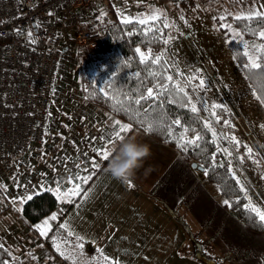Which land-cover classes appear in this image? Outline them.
Instances as JSON below:
<instances>
[{
  "label": "crops",
  "instance_id": "obj_1",
  "mask_svg": "<svg viewBox=\"0 0 264 264\" xmlns=\"http://www.w3.org/2000/svg\"><path fill=\"white\" fill-rule=\"evenodd\" d=\"M106 1L114 5L120 2ZM261 5L264 0H256L252 10ZM94 14V18L100 19V12ZM68 57L63 55V64L55 79L51 127L57 112H63L66 94L72 90L66 64L71 62ZM78 90L82 94L81 85L76 92ZM80 106L84 107H79L78 113L82 124L89 123L90 114L95 117L101 113L112 121V126L114 121H119L90 102ZM131 136H135L137 143L147 144L150 150L130 179L132 186L113 179L104 171L108 162L99 159L94 151L101 143L95 145V140L83 145V141L79 145V159L73 164L79 163L76 168L82 176L91 174L92 178L83 185L87 199H82V192L71 203L60 201V207L53 213L58 219L50 221L49 238L40 236L23 221L19 201L53 188V181L44 179L43 188L38 185L40 190H36L34 181L20 183L18 176L14 175L13 180L0 172V185L7 189L0 187V243L10 249L17 264H106L101 251L120 264H264V233L247 228L224 205L218 188L205 179L203 170L194 168L178 150L140 129L133 130L127 137ZM117 144H112L111 148ZM24 156L27 155L15 158L16 173L24 167ZM94 161L98 163L97 168L90 166L89 172L82 171L85 164L91 165ZM63 176L56 182L63 181ZM257 207L264 210L261 204ZM60 224L67 225L83 238L82 250L75 247L79 241L69 237ZM63 238L70 242L65 248L71 259L60 256L53 245V240ZM54 253L56 256L52 258Z\"/></svg>",
  "mask_w": 264,
  "mask_h": 264
},
{
  "label": "rangeland",
  "instance_id": "obj_2",
  "mask_svg": "<svg viewBox=\"0 0 264 264\" xmlns=\"http://www.w3.org/2000/svg\"><path fill=\"white\" fill-rule=\"evenodd\" d=\"M115 1L120 2L114 5L106 0H96L87 11L88 16L94 18V13L106 12L110 15L100 16V19L116 21L120 20L117 15L120 10L131 17H139L156 9V4L159 5L157 9L166 13L167 20L173 27L167 28L165 37L167 39L170 33L173 38L162 49L161 54L163 53L170 68L169 74L174 76V82H178L188 92L204 122H211L212 129L217 134L214 139L221 151L227 149L231 153L227 155L222 151L225 162L245 189L247 198L254 205L261 204L264 207V105L253 95V86L230 47V41L234 40L245 52L241 37H234L232 32L220 27L221 23L230 24L235 31L240 32L233 25L231 15L225 21H221L220 17L225 11L232 14L250 12L256 0H193L189 5H175L171 2L161 4L158 0ZM137 9L140 10L136 12ZM242 40L249 45L247 51L257 57V51L252 45H261V39L251 40L242 35ZM80 49L82 48L75 46L72 41L64 47L63 55H69L67 59L71 61L66 64L69 65V88L72 90L66 94L62 103L63 112H57L52 127L49 122L43 144L24 154L27 156L23 157L25 162L20 172L17 170L16 173V164L14 165V175L19 177V182L29 184L34 181L36 190H40L38 185L43 188L45 180L53 181L54 189L57 186L55 184L59 183L56 182L58 177L63 175V181L60 182L62 188L70 187L68 178L78 172L76 167L79 163H73L79 159V145L83 141V145H89L95 140V145L103 144L113 130L112 121L105 118L103 113L95 117L88 114L92 117L88 119L89 123L82 124V118L78 119L79 107L84 109L80 104L87 101L79 90L76 92L80 88ZM191 76L196 79L188 83L187 78ZM200 79L205 82L204 89L199 87ZM213 104L219 105L214 110L216 117L211 115ZM74 107L78 110H74ZM217 119L219 123L216 122ZM226 121L231 127L225 125ZM232 137L239 140L240 144L237 145ZM245 145L252 149L251 158ZM55 256L54 253L52 258Z\"/></svg>",
  "mask_w": 264,
  "mask_h": 264
},
{
  "label": "trees",
  "instance_id": "obj_3",
  "mask_svg": "<svg viewBox=\"0 0 264 264\" xmlns=\"http://www.w3.org/2000/svg\"><path fill=\"white\" fill-rule=\"evenodd\" d=\"M158 1L161 4L171 2L175 5H189L193 0ZM233 25L248 39L256 40L258 38L253 33L264 30V19L254 18L240 21L234 19ZM160 27H163V18ZM166 30L163 29V38L160 37L159 32L149 33L146 36L139 25H125L121 23V20H116L103 36L104 43L113 48L110 55H93L86 49L79 50V82L82 94L88 102L117 120L130 125L131 131L127 136L136 129L143 131L137 121L130 118L131 114L138 109L135 104H129V101L139 97L141 93L146 94L147 88H155L158 83L167 84L168 82L161 77L170 75V68L164 58L159 65L152 64L150 61L140 63L136 49L139 48L146 54L150 50L153 57L161 55L162 49L166 46L163 43V39H166ZM261 44H264V40H261ZM230 47L256 95H264V75H254L248 72L246 68L248 57L244 55L243 50L234 40L230 41ZM257 57L264 64V53L257 52ZM152 73H156V75L153 76ZM168 100H172L173 103H168ZM121 101L129 109L127 112L119 110ZM114 106L116 110H113ZM190 109L191 105L187 103V98L183 93L177 92L171 84H168L167 92H164L156 100L146 101L139 106V111L143 113L139 118L147 117L157 121L163 119L166 124L178 119L183 127L189 129L187 133L189 139H191V134L194 136L199 134L202 137L198 142L199 146H188L186 150L178 148L175 142H166L164 134H151V136L178 150L188 163L196 162L202 166L205 179L216 185L219 195L224 201H229L231 206H227L225 203L224 205L247 228L264 233V227L259 226L255 214L248 210V198L245 192L240 190L241 185L237 183V178L225 162L217 142H212L214 140L212 133L204 128L205 122L201 114L197 111L192 112ZM192 129H195V132ZM174 131L179 134L181 129L174 128ZM108 161L106 160L105 163ZM59 207L60 200H57L56 195L45 190L34 194L32 199L22 203L20 213L23 221L32 227L33 231H36L35 226L44 218L52 215ZM0 262L17 264L10 249L5 246L0 248Z\"/></svg>",
  "mask_w": 264,
  "mask_h": 264
},
{
  "label": "built area",
  "instance_id": "obj_4",
  "mask_svg": "<svg viewBox=\"0 0 264 264\" xmlns=\"http://www.w3.org/2000/svg\"><path fill=\"white\" fill-rule=\"evenodd\" d=\"M95 1L0 0V172L7 177L17 156L46 139L65 45L112 53L103 36L113 21L87 14Z\"/></svg>",
  "mask_w": 264,
  "mask_h": 264
},
{
  "label": "snow or ice",
  "instance_id": "obj_5",
  "mask_svg": "<svg viewBox=\"0 0 264 264\" xmlns=\"http://www.w3.org/2000/svg\"><path fill=\"white\" fill-rule=\"evenodd\" d=\"M138 2H143V0H138ZM261 9H264V5H261L260 8L253 9L247 13L241 12L239 14H232V13H228L227 11H225V14L220 17V20L221 21L227 20L229 15H231L232 18L237 20V21L252 20L254 18L264 19V11H262ZM48 14L52 15V13H48ZM100 15H101V17H104L107 15V13L101 12ZM117 15H118V17H120L121 23H123L125 25H128V24L139 25L141 27V31L146 36L149 33L159 32L160 37L163 38V36H164L163 29L173 27V25L169 24V22L167 20L166 13H164L160 9H152L149 13L141 14L139 17H131L129 15H126L124 11H120V10L117 11ZM162 18H163V27L161 28L160 22H161ZM181 19H183V17H181ZM220 27L224 28L226 31L232 32L234 37H241V43H243V46L245 48L244 55L248 57V63L246 65L248 72L252 73L254 75L255 74L264 75V64H262L260 62L258 57H254L253 55H251L249 53V51H247V49L249 48V45L242 40L243 34L241 32L235 31V29H233L230 24L221 23ZM28 35H29L30 42H31V32H29ZM253 35L257 36L258 39L264 40V30L259 31L258 33L254 32ZM172 38L173 37L169 33L168 38L163 39V43L167 44L169 42V40H171ZM252 47L257 52L264 53V44H261V45L253 44ZM136 52L140 57V61H139L140 63H146V62L150 61L152 64L159 65L163 59V53L161 55L153 57L150 50L146 54L145 52H142L141 49L137 48ZM152 75L155 76L156 73H152ZM161 78L163 80L167 81L168 83L167 84H159L158 83L155 86V88H152V87L147 88L146 94L141 93L139 95V97L129 101V104H135L137 106V109H138L136 112L131 114L130 118L137 121V123L139 124V127L143 129V131L146 135L164 134L166 136V142H175L176 146L178 148H180L181 150H186L188 146L198 147L199 146L198 142L202 139V137L199 134H196L193 138L189 139L187 137V133H188L189 129L186 127H183L181 125V122L178 119L173 120L170 124H166L163 119L157 121L154 119H149L147 117H144L142 119L139 118L143 115V113H141L139 111V106L142 105V103H144L146 101H149V100L154 101L160 95H162L164 92H167L168 91V84H171L172 87L177 92L183 93V95L187 98V103L191 105L190 110L192 112H196L198 110L196 105L192 104V100H191V97L188 95V92L183 87H181L178 82H174V76L167 75V76H162ZM195 79H196L195 76L188 77L187 82L191 83V81L195 80ZM199 87L201 89H204L205 82L203 79L199 80ZM253 95L256 97L257 100L260 101V103L262 105H264V95H256L255 92L253 93ZM168 103H173V101L168 100ZM218 107H219V105H215V104L212 105L213 111H212L211 115L213 117H216L217 114L214 110ZM113 110H116L115 106H114ZM119 110L127 112L129 109L126 108L124 106V103L121 101V102H119ZM216 122L219 123V120L217 119ZM225 125L228 127H231V125L228 124L227 121L225 122ZM262 127H264V125H262ZM174 128H180L181 129L179 134H177L174 131ZM204 128L207 129L209 132H211L213 137H216L217 134L215 131H213L212 126H211V122L206 121L204 124ZM129 131H131L130 125L121 124L119 121H114L112 133L106 137L104 143L100 145V148L94 149V151L97 154V157L101 160H109L111 157V151L110 150H111L112 144H114L116 142L123 141L125 138H127V134ZM192 131L195 132V129H192ZM231 139L233 141H235V143L237 145L240 144V141L237 140L235 137H232ZM212 142L216 143V140L214 139ZM245 148L247 149V154H248L249 158H251L252 157V149L247 148L246 145H245ZM222 151L227 155H231V153H229L227 149H222ZM213 159H215V158L213 157ZM241 159H243V158L241 157ZM90 166L92 168H97L98 163L94 161V162H92L91 165L85 164L82 168V171L87 172ZM221 166H223V165H221ZM205 174H207V173H205ZM91 178L92 177H91L90 173L82 176L80 174V172H76L74 175H71L68 178V183L71 185L70 187L62 188V185L60 183H58L54 189L48 188L46 190L53 192V194L56 195L57 200H60L61 202H65V203L73 202V198L80 196L82 192L84 193L82 199H87L88 194H87V191L83 188V185L87 184ZM237 183L239 184L240 181L237 180ZM126 184H128V186H132L130 180L127 181ZM0 187H3L5 191L7 190L6 186L0 185ZM240 190L245 191L243 186H241ZM30 199H32V196L27 195L24 200H21L19 202L24 203V202H26V200H30ZM248 199H249L248 210L255 214V217L257 218V220L259 222V226L264 227V211H262L259 207L255 206L252 203L250 198H248ZM12 203L15 204L16 201L13 200ZM224 203L227 206H231L229 201H227V200H225ZM57 219H58L57 215L53 214L50 218L45 219L42 222V224L36 225L35 230L40 234V236L48 238V232L51 231L50 221H56ZM59 227L63 228L64 231H66L68 233L69 237H74L77 241H79V243H77L75 245V247H77L81 250L83 249V238L82 237H79L78 235L74 234L72 232V230L65 224H60ZM52 242H53V245L55 246L56 252L60 256L64 257L65 259H71L72 258L69 255L67 248H65V245L70 246V242L68 239L63 238L60 240H53ZM2 247H3V245L0 244V248H2ZM100 255L102 256V258L106 262V264H120V262L118 260H116L115 258H110V257L104 255L102 251L100 252ZM0 264H6V262H0Z\"/></svg>",
  "mask_w": 264,
  "mask_h": 264
},
{
  "label": "clouds",
  "instance_id": "obj_6",
  "mask_svg": "<svg viewBox=\"0 0 264 264\" xmlns=\"http://www.w3.org/2000/svg\"><path fill=\"white\" fill-rule=\"evenodd\" d=\"M111 157L104 171L121 183L132 179L149 155V146L136 142L135 136L127 137L111 148Z\"/></svg>",
  "mask_w": 264,
  "mask_h": 264
},
{
  "label": "water",
  "instance_id": "obj_7",
  "mask_svg": "<svg viewBox=\"0 0 264 264\" xmlns=\"http://www.w3.org/2000/svg\"><path fill=\"white\" fill-rule=\"evenodd\" d=\"M192 166H193L194 168L197 167L198 169L203 170V167L200 166V165H198L196 162H193V163H192Z\"/></svg>",
  "mask_w": 264,
  "mask_h": 264
}]
</instances>
